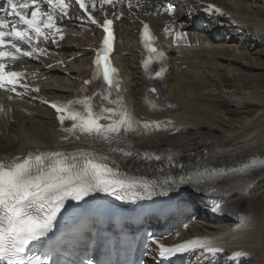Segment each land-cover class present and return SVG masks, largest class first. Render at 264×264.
I'll return each instance as SVG.
<instances>
[{
  "label": "bare ground",
  "instance_id": "6f19581e",
  "mask_svg": "<svg viewBox=\"0 0 264 264\" xmlns=\"http://www.w3.org/2000/svg\"><path fill=\"white\" fill-rule=\"evenodd\" d=\"M204 1L220 5L223 16L214 17L216 20L210 22L213 27L202 31L203 48L184 51L180 58L172 59V71L159 87V100H155L139 69L134 35L130 33L119 48L122 57L116 60L127 83L125 102L140 122L137 131L129 134L131 145L134 150L160 156L157 161L121 159L113 154L112 159L127 171L147 178L177 171L197 175L264 159V73L253 72L264 68V0ZM196 8L194 2H188L187 9ZM230 31L233 35L227 39L220 37ZM88 38L77 41L87 46L82 41ZM88 65L89 60L84 59L66 69H51L38 96L50 100L71 98L87 78ZM249 81L254 84L249 86ZM222 86L227 104L238 101L255 105L257 113L244 110L243 119L226 117V111L211 103V91L207 93L209 88L218 90ZM102 104L107 106L95 100L97 110ZM14 107L13 114L5 111L0 115V159L11 160L29 149L79 148L107 154L98 142L86 144L72 136L65 141L63 137L69 134L58 131L48 109L30 101L17 102ZM146 122L151 125L147 129ZM201 187L203 191L195 184L186 186L193 189L185 201L193 203L191 209L197 211V220L179 229L170 242L175 245L207 238L222 249L215 258L202 251L190 261L185 256L191 264H264V166L244 174L205 179ZM250 193L263 195L252 213L241 215L237 201L245 200ZM200 203L203 208L195 207ZM211 224L217 225L214 231L210 230Z\"/></svg>",
  "mask_w": 264,
  "mask_h": 264
},
{
  "label": "snow or ice",
  "instance_id": "6c2138e0",
  "mask_svg": "<svg viewBox=\"0 0 264 264\" xmlns=\"http://www.w3.org/2000/svg\"><path fill=\"white\" fill-rule=\"evenodd\" d=\"M6 3L7 7L3 9L4 15H0V89H5L23 99L29 96L30 92L38 93L40 89L30 88L26 83L19 84L18 78L22 74L5 71L4 61L39 59L41 54L46 53V49L39 46L41 42L58 45L56 37L59 35V39L64 38L61 33L66 25L63 22L70 19L71 4L66 3V0H6ZM125 3L131 13L133 8L131 0H99L100 11L103 12V19L99 20L93 15L97 0H87V3L86 0H75V4L82 10L81 25L85 22L95 25L103 33L102 44L96 50L93 61V73L90 79L83 82L80 89L81 97L66 102L40 101L54 110L61 130L69 134L63 137L65 141L72 136L76 141L86 144L98 142L105 147L107 154L99 155L95 151L79 148L72 151L33 149L22 156L0 161V262L2 264H56L48 253L29 254L28 250L30 245H47L51 239L50 234L63 215L66 202L74 201L79 204L97 194L125 203L152 201L156 197H168L170 193L183 190V188L178 189V185L191 186L194 183L196 188L203 191L201 185L205 178L214 180L232 174H244L257 165L264 166V159H252L250 163H244L240 167L213 170L208 172L206 177L203 174L195 177L180 174L178 178L168 177L160 182L127 171L117 160L112 159L113 154H118L121 159L134 157L143 160L160 159L158 154L151 151L133 149L129 134L137 131L140 122L133 117L124 100V89L118 70L112 66L110 60L115 40L113 25L116 20L124 16V13L113 11L110 17L104 6L111 5L115 9L118 4ZM162 11L172 14L174 6L169 4ZM205 11L209 14L222 15L221 10L213 5H208ZM186 38L187 32H175V41ZM141 39L144 48L148 51V59L143 62V67L148 70L149 62L154 58L157 59L161 66L158 71L149 73V78L163 80L166 73L163 67L165 54L153 46L154 37L150 35L147 23H143ZM48 67L51 68L53 65L49 64ZM95 81L102 82L101 91L87 94L88 86ZM17 87L22 88L23 91L18 92ZM150 91L157 93L158 89L152 87ZM95 95H100L107 106L102 104L97 110L93 104ZM31 99L35 100L37 97L32 96ZM150 126L147 122L144 124L146 129ZM155 127L158 129L159 123ZM213 211L216 209L214 208ZM161 239L162 237L148 234V241L156 245L161 258L201 251L215 258L222 251L207 238L192 239L171 247L160 243ZM81 264H95V262L88 258L82 259Z\"/></svg>",
  "mask_w": 264,
  "mask_h": 264
},
{
  "label": "rangeland",
  "instance_id": "374dc122",
  "mask_svg": "<svg viewBox=\"0 0 264 264\" xmlns=\"http://www.w3.org/2000/svg\"><path fill=\"white\" fill-rule=\"evenodd\" d=\"M263 63H264V61H263ZM253 72L264 73V68H262V69L260 68L259 70H254ZM216 73H219V72H216ZM183 81L188 82L189 80L188 79H183ZM248 84H249V86H251V85L254 84V82L249 81ZM224 87L225 86H222L221 87L222 89L218 88V90H216L214 88H209L210 90L208 89L207 93H209V91H211L209 93L210 97L212 98V102L211 103L213 105H216L218 110L220 109V111H226V114H225L226 117H228V118H230L232 120H239V119H243L246 116V113H244L245 111L251 110V111L254 112L253 114L257 113V109H256L255 105L246 104V103H240L238 101H235L234 103L227 104L226 92H225V88ZM243 90L245 92H248L247 89H243ZM243 90H241V92H244ZM222 96H224V97H222ZM250 194L252 195V193H250ZM250 194H248V195L250 196ZM262 195H252L250 197L249 196L246 197L245 200L242 199V200L237 201L238 202L239 211L242 214H248L250 212L252 213L255 210V207L257 206L259 200L262 198ZM243 204H244V207L242 208ZM211 225H213V226H211L212 229H210V230L214 231L213 229H214V227H217V225H215V224H211Z\"/></svg>",
  "mask_w": 264,
  "mask_h": 264
}]
</instances>
